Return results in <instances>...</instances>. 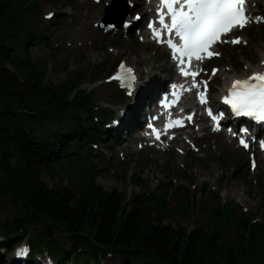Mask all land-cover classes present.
I'll use <instances>...</instances> for the list:
<instances>
[{
    "label": "trees",
    "instance_id": "16d2710c",
    "mask_svg": "<svg viewBox=\"0 0 264 264\" xmlns=\"http://www.w3.org/2000/svg\"><path fill=\"white\" fill-rule=\"evenodd\" d=\"M38 7V0H0V212L7 202L18 209L0 222V251L15 257L26 246L29 256L17 264H36L39 249L52 264H101L114 254L120 264H264V218L224 202L207 184L199 199L172 181L151 189L124 170L120 178L146 188L129 199L97 183L93 152L108 117L93 121L88 76L57 86L47 63L31 55L29 43L33 50L42 44L41 36L29 40ZM57 169L71 177V188L44 182ZM260 199L264 211V193Z\"/></svg>",
    "mask_w": 264,
    "mask_h": 264
},
{
    "label": "rangeland",
    "instance_id": "374dc122",
    "mask_svg": "<svg viewBox=\"0 0 264 264\" xmlns=\"http://www.w3.org/2000/svg\"><path fill=\"white\" fill-rule=\"evenodd\" d=\"M38 1L37 11H34V14L28 19L31 34L29 40L32 41L34 36L36 39L41 36L42 44L33 50V42L29 43L31 55L33 57L40 56L47 63V79L57 86H62L71 79L88 76L90 80L83 85L89 89L97 109L93 121L100 123L102 114L108 115L110 120L114 115L111 107H120L125 101L123 87L112 82L120 72L121 65L131 68L129 61L136 58V51L146 56L162 57V53L158 49L159 46L153 40L148 37L144 39L143 36L134 40L128 36L130 21L140 16L135 12L137 8L134 3L129 0H86L85 11H92L97 29L104 38L105 45L104 49L98 51L99 57L91 58L84 53L71 52V48L68 47L71 34L70 26L76 19V15H71V3L74 0ZM114 5H120L123 8V16L119 21L113 20V24L109 22L108 25L113 27V30L105 32L102 26L108 9ZM99 6L100 8L97 9ZM250 9L254 14L251 16L252 20L248 27L240 29L224 39L229 42H222L216 47L220 56L203 65L205 71L203 79L209 82L211 88L215 86V90L212 92V99L215 102L222 89L221 85H230L233 76L245 77L249 75L252 68L258 64L260 55L264 53V0L250 1ZM116 15L119 16V14ZM151 16L153 17V13ZM151 16L148 18L150 24ZM236 39H239L240 43H231ZM238 48L246 50L247 54L243 55L244 52L237 51ZM164 54L168 55L166 48ZM213 70H218L215 75L212 74ZM169 74L170 72H162L163 77ZM101 88L104 90L103 95H100ZM166 88L165 91L170 89L169 86ZM161 94L157 99L158 104ZM195 103L194 96L192 105ZM200 114L203 115V111ZM148 118L144 119L142 128L148 122ZM109 120L107 121L109 122ZM202 124L199 121V125L193 127L195 135L194 132H191L192 130L179 134L187 141L190 140L187 133H193L198 139V142L192 145L186 154L183 151L179 153L175 151L174 141L167 142L164 148L153 149L146 146L145 142L141 140L134 144L135 152L129 154L124 149L116 147L114 140L102 137L104 134L101 132L100 141L95 147L92 160L97 183L108 192L114 190L125 192L129 199L142 195L146 188L144 186L143 188L133 187L132 179L120 178L119 176L124 170L128 171L129 176H135L136 180L140 178L143 184L148 185L151 189H155L159 182L172 181L185 186L192 195H198L199 199L202 198L201 188L207 184L212 191L220 193L224 202L236 201L245 213L258 215L260 219L264 218V211L260 210V196L264 193V152L259 147V140L255 141L253 150H245L238 145L236 140L229 139L230 137L224 134H215L210 130V127L208 131L201 132ZM206 125L209 126L208 119ZM227 141H232V144ZM238 147L239 149H237ZM176 152L180 159L173 163L172 154ZM256 154L258 157L255 156ZM252 159L257 162L255 168L251 164ZM214 168L217 169L214 170ZM244 170L249 176V181H246V178L242 176ZM231 176L235 177L239 183L243 199L239 195L226 194V186ZM70 181L71 177L69 178L64 169H57L52 179L44 178V182L51 188L56 185L71 188ZM17 215L18 209L7 202L0 212V222L13 220ZM191 216L185 223L189 229L194 228L196 222V218H191ZM56 237L65 248H69L72 244L62 234H56ZM1 238L2 231H0V240ZM21 249L27 250L28 248L22 246ZM19 251V249L16 250L15 257H13L14 252L9 255L0 251V263L17 264L15 262L21 259ZM29 253L28 249L25 258L29 256ZM37 254L43 255L45 258L48 256L52 260L43 249H39ZM83 258L86 259L87 255H84ZM38 259L39 264H43L40 257ZM101 264H120L119 254L109 255Z\"/></svg>",
    "mask_w": 264,
    "mask_h": 264
},
{
    "label": "bare ground",
    "instance_id": "6f19581e",
    "mask_svg": "<svg viewBox=\"0 0 264 264\" xmlns=\"http://www.w3.org/2000/svg\"><path fill=\"white\" fill-rule=\"evenodd\" d=\"M129 1L134 3V6L137 8L135 12L139 13L140 16L139 19H132L130 21V24L128 26V36L133 38L134 40L138 39V37L141 36H143L144 39L148 37L159 46L158 49L162 53L161 58H156L153 56H146L143 53L136 51V58L129 61L131 64V68L127 65H124V68L132 69L131 75L135 74V78H131L129 83L124 85L125 81L123 79H117L116 77L129 76V74H127L124 69L121 68L120 72L112 80V82L124 87L123 89L125 91V101L124 104L120 107H111V111H114V115L112 118H110V120L108 119L109 122L107 121L103 124L104 135L102 137H108L107 139L114 140L116 142V147L124 149L129 154H132L135 152L134 144L138 140L143 141L141 135V125L144 123V119L146 117H150L155 113L156 109L160 107V105L157 103L158 96L167 89L166 87H171L175 83H178V86L182 88H187L189 86V83L186 82V79L183 78L179 70L180 68H177L175 64L173 65L170 59V61L168 60L169 55L165 56V48L163 47V45H159V40L154 37L152 28L149 27L150 22L148 23V18L152 15V13L155 14L156 12L155 3L153 2V0ZM71 5V15H76V19L70 26L71 34L68 47L71 48V52H78L80 54L84 53L91 58L99 57L98 51L105 48V45L103 43L104 38L97 29L95 17L92 11H85L86 0H74ZM99 8L100 6L97 9ZM151 21V24L162 32L161 39H163L165 30L159 24V15H157L154 19L151 16ZM201 65L202 64L197 65L198 70H200ZM146 66L148 68L144 69V67ZM257 71H264V53L260 55L258 64L252 68L251 73L242 78H248ZM162 72H170V74L163 77ZM233 78L236 79V76H233ZM234 79H231V84ZM170 83L172 84L170 85ZM221 87V90H223L225 85H221ZM211 89L213 92L215 90V86H212ZM103 93L104 90L103 88H101L100 95H103ZM212 100L213 102H215L214 99ZM106 102L115 104L110 101ZM207 119L208 118H206L204 115H199V121L203 123L202 128H200L201 132L208 131L209 126L206 125ZM187 134L190 138L189 141H187L181 135H178L172 140L174 141L173 148L178 153L180 151H183L184 154L188 153L190 151V147L198 142L197 137H194L195 132L194 135L193 133ZM260 136L261 140L264 139V131L263 133H260ZM227 142L229 144H232V141ZM237 149H239V147ZM113 150L116 151L115 149ZM177 152L172 154L173 163H176L180 159ZM255 156L258 157V154H256ZM216 169L217 168H214V170ZM242 174V176L246 178V181H249V176L246 174L245 170ZM226 194L239 195L243 199L240 185L236 181V178L233 176L230 177L226 186ZM38 256L42 260L43 264H51V261L48 259L44 260L43 257H41V254H38Z\"/></svg>",
    "mask_w": 264,
    "mask_h": 264
},
{
    "label": "snow or ice",
    "instance_id": "6c2138e0",
    "mask_svg": "<svg viewBox=\"0 0 264 264\" xmlns=\"http://www.w3.org/2000/svg\"><path fill=\"white\" fill-rule=\"evenodd\" d=\"M246 3L247 0H160L159 24L170 36L174 34L182 41V44H177L169 38L166 43L179 62L181 74L193 78L192 87L199 88L202 83L207 89V81L196 82L195 77L200 73L191 70L192 60L203 61L219 55L211 50L212 46L217 42H229L221 41V37L237 27L244 28L250 22L246 14ZM166 20H170V23ZM149 27L152 28L154 37L160 40L162 32L152 24ZM231 43H240V40H232ZM121 68L131 75L132 69L124 68L123 65ZM217 71L213 70L212 74L215 75ZM116 78L123 79L122 76ZM199 99L202 104L207 103L206 91L199 93ZM223 102L231 108L234 115L264 123V71L254 72L247 79H235L228 94L223 97ZM208 114L217 121L218 130L222 114L213 115L211 110ZM187 119L191 120L192 116L189 115ZM174 126H183L182 121L169 124V127ZM156 139H160L159 133L156 134ZM240 144L248 148L244 139H240Z\"/></svg>",
    "mask_w": 264,
    "mask_h": 264
},
{
    "label": "water",
    "instance_id": "95a60500",
    "mask_svg": "<svg viewBox=\"0 0 264 264\" xmlns=\"http://www.w3.org/2000/svg\"><path fill=\"white\" fill-rule=\"evenodd\" d=\"M116 6H112L109 8L108 12H107V17L105 19V22H104V25L102 26L105 30V32H108V31H112L113 30V27L109 26L108 23L110 22L111 24L112 23V20H113V17L116 15Z\"/></svg>",
    "mask_w": 264,
    "mask_h": 264
}]
</instances>
